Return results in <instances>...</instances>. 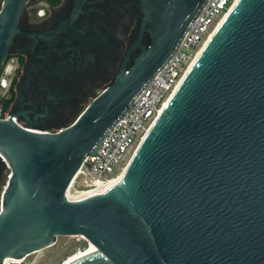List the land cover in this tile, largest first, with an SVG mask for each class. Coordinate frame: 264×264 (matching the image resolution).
Segmentation results:
<instances>
[{
  "label": "water",
  "instance_id": "95a60500",
  "mask_svg": "<svg viewBox=\"0 0 264 264\" xmlns=\"http://www.w3.org/2000/svg\"><path fill=\"white\" fill-rule=\"evenodd\" d=\"M140 37L116 81L67 126L0 118V264L25 258L63 235L97 250L69 264H264V0H238L163 112L122 179L70 200L68 189L89 154L172 57L208 0H140ZM29 0H0V74L23 32ZM149 24L150 47L143 32ZM29 46L16 49L23 52ZM142 55L129 67L130 54ZM5 157L6 160H3Z\"/></svg>",
  "mask_w": 264,
  "mask_h": 264
},
{
  "label": "flooded vegetation",
  "instance_id": "af4514ba",
  "mask_svg": "<svg viewBox=\"0 0 264 264\" xmlns=\"http://www.w3.org/2000/svg\"><path fill=\"white\" fill-rule=\"evenodd\" d=\"M29 0L19 26L23 32H45L62 26L77 0ZM44 9L39 16L38 10ZM144 18L140 0H83L71 23L58 34L35 40L19 35L7 57L11 68L9 104L22 124L36 113L48 114L39 123L55 131L69 125L82 111L86 100L112 85L126 56L137 43ZM152 42L146 23L144 51ZM28 45L23 52L18 47ZM142 55L135 48L129 57L132 67ZM1 174V168H0Z\"/></svg>",
  "mask_w": 264,
  "mask_h": 264
},
{
  "label": "built area",
  "instance_id": "2783aa9c",
  "mask_svg": "<svg viewBox=\"0 0 264 264\" xmlns=\"http://www.w3.org/2000/svg\"><path fill=\"white\" fill-rule=\"evenodd\" d=\"M236 1L206 2L172 57L135 98L117 124L110 128L97 149L84 160L70 186L74 189L88 188L95 180H105L122 171L163 112L206 39L232 10ZM41 13L44 15L43 8L38 10L39 16H43ZM10 86L11 68L8 64L0 74V118L3 119L9 118L11 112L8 101Z\"/></svg>",
  "mask_w": 264,
  "mask_h": 264
},
{
  "label": "rangeland",
  "instance_id": "374dc122",
  "mask_svg": "<svg viewBox=\"0 0 264 264\" xmlns=\"http://www.w3.org/2000/svg\"><path fill=\"white\" fill-rule=\"evenodd\" d=\"M92 101V98L86 100L82 105L85 109L86 106ZM10 169L6 165L1 166L0 174V195L6 186V183L10 176ZM78 189H72L75 193ZM1 210V200H0ZM88 245V240L82 235H63L56 238L55 242L50 246L31 253L27 258L17 260L18 263L13 264H61L62 261L79 249L84 248ZM12 264V263H11Z\"/></svg>",
  "mask_w": 264,
  "mask_h": 264
},
{
  "label": "bare ground",
  "instance_id": "6f19581e",
  "mask_svg": "<svg viewBox=\"0 0 264 264\" xmlns=\"http://www.w3.org/2000/svg\"><path fill=\"white\" fill-rule=\"evenodd\" d=\"M237 2H238V0L236 1V3ZM226 16L223 18V20L226 18ZM223 20L221 21V23L223 22ZM221 23L218 25V27L221 25ZM217 28L206 39V41L204 42L203 46L199 50L198 54L196 55V57L194 58V60L191 62V64L189 65L188 69L186 70L185 75L183 76L181 82L184 80L185 76L187 75V73L189 72V70L191 69V67L193 66V64L196 62L197 58L199 57V55L201 54V52L203 51V49L205 48V46L207 45V43L209 42V40L212 38V36L216 32ZM181 82H180V84H181ZM178 87L176 88V90L178 89ZM176 90H175V92H176ZM141 142H140V144H141ZM139 145H138V147H139ZM138 147H137V149H138ZM133 156H132V158H133ZM132 158L129 160V162L127 163V165L122 169V171H120L118 174H116L115 176H113L111 178H108V179H105V180H102V179L95 180L93 182V184H91L88 188L78 189V190H76L75 193L72 192L73 186H70L69 189H68L69 199L70 200H79V199H83L85 197H88V196H91V195H95V194H99V193H102V192L108 190L112 185L118 183L122 179V177L124 176V174L126 173L128 167L130 165V162L132 161ZM3 160H6L5 157H3ZM95 250H97L96 247L92 243H90L88 241V245L87 246H85L84 248L79 249L77 252H74L71 255L67 256L62 261L61 264H69V263L73 262L74 260H76V259H78V258H80L82 256H85L86 254H89V253L94 252ZM27 257H25V258H27ZM21 259H23V258L8 257L7 263H9V264H11V263L13 264L15 262L18 263L17 260H21Z\"/></svg>",
  "mask_w": 264,
  "mask_h": 264
},
{
  "label": "snow or ice",
  "instance_id": "6c2138e0",
  "mask_svg": "<svg viewBox=\"0 0 264 264\" xmlns=\"http://www.w3.org/2000/svg\"><path fill=\"white\" fill-rule=\"evenodd\" d=\"M41 15H43V13H41Z\"/></svg>",
  "mask_w": 264,
  "mask_h": 264
},
{
  "label": "trees",
  "instance_id": "16d2710c",
  "mask_svg": "<svg viewBox=\"0 0 264 264\" xmlns=\"http://www.w3.org/2000/svg\"><path fill=\"white\" fill-rule=\"evenodd\" d=\"M55 2H57V0Z\"/></svg>",
  "mask_w": 264,
  "mask_h": 264
}]
</instances>
